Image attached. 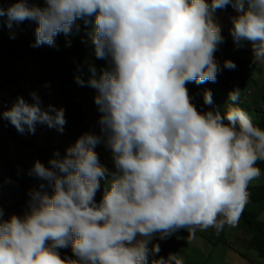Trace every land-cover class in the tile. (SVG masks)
<instances>
[{
    "label": "clouds",
    "instance_id": "9594fccd",
    "mask_svg": "<svg viewBox=\"0 0 264 264\" xmlns=\"http://www.w3.org/2000/svg\"><path fill=\"white\" fill-rule=\"evenodd\" d=\"M14 0L0 6L9 29L36 24L32 47L56 46V37L82 21L92 55L85 80L99 112V135L85 132L47 165L36 159L27 174L38 181L26 208L4 219L0 208V264H184L176 253L159 257L154 238L183 229L235 227L249 202L248 186L261 176L264 128L239 107L240 89L228 92L223 111L212 92L198 109L188 84L215 83L236 64L215 53L223 43L217 11L231 7L229 33L245 42L253 65H264V0ZM48 87L47 84L44 85ZM6 110L18 133L37 125L63 133L65 109L29 92ZM111 151L115 171L94 150ZM104 182L99 201L96 193ZM5 182L12 183L10 179ZM69 249L71 256L59 250ZM150 257H156L150 259Z\"/></svg>",
    "mask_w": 264,
    "mask_h": 264
},
{
    "label": "rangeland",
    "instance_id": "374dc122",
    "mask_svg": "<svg viewBox=\"0 0 264 264\" xmlns=\"http://www.w3.org/2000/svg\"><path fill=\"white\" fill-rule=\"evenodd\" d=\"M13 2L14 0H0V6L7 8ZM34 2L38 6H44L43 0H34ZM232 14L231 7H228L223 11L218 10L215 17L221 26L222 34L230 43H233V41L229 33L231 23L228 17ZM6 20V17H0V80L4 79L2 69L5 67L3 62L5 61L3 57H6L5 50L10 49L16 53L14 56L6 57L10 59L9 61H13L9 62L11 73L14 71L17 76H21L27 67L31 69V73L24 76L21 81L23 90L14 91V97L23 96L26 101L31 103L28 94L31 91H36L43 101V106L51 103L56 107L65 109L67 123L64 126L63 133L57 132L55 129H49L45 125H37L35 134H29L27 131L20 134L9 121L0 120V208L3 209L4 219H7L10 214L20 215L26 208V203L21 201L20 196L14 189L13 182L10 184L5 182L10 179L5 171V160L19 176H22L25 170H29L34 160L47 162L54 151H59L63 155L65 149L72 146L83 133L94 132L97 135L100 134L99 112L92 99L95 94L94 90L78 85H66L60 89L58 80L55 77H49L50 74L45 73L47 75L45 76L40 73L38 65L33 71L32 64L35 62L33 58L30 56L20 58L18 54L23 55L24 52L33 50H45L49 46L32 47L35 42L34 30L36 24L34 21L25 20L20 24L14 23L12 28L9 29L5 23ZM242 48L243 52L228 49V53L247 62L253 68L248 73L254 84L250 85L249 92L246 94V98L249 100L256 94L264 93V65L252 64L251 51L246 42ZM60 60L68 61V64L73 65L78 59L77 57H62ZM27 62H29V66H27ZM49 64V66L57 67V59L49 62ZM37 72H39V76H42L43 81L41 78H36ZM15 74L11 77L12 79ZM29 75L30 78H28ZM45 84L48 85L47 88L44 87ZM34 85L37 86L36 89H33ZM11 104L9 99L3 100L0 109L6 110ZM94 150L100 162L110 171H115L110 149L101 143ZM260 185H264V171H261L259 178L249 184V186ZM103 187L104 182L101 181V188L95 197L97 201L101 199ZM257 220L264 223V211L260 213ZM240 223L239 220L235 227L225 226L219 233L214 228L197 229L194 237H189L188 232L181 229L165 240L154 238L153 243H158L160 246L159 257L176 253L185 262L193 264H264V257L247 246L250 235ZM152 258L156 257H150V259Z\"/></svg>",
    "mask_w": 264,
    "mask_h": 264
},
{
    "label": "trees",
    "instance_id": "16d2710c",
    "mask_svg": "<svg viewBox=\"0 0 264 264\" xmlns=\"http://www.w3.org/2000/svg\"><path fill=\"white\" fill-rule=\"evenodd\" d=\"M79 30L73 29L72 33L68 36L60 34L56 37V46L49 47L45 50H33L23 54L30 56L37 63L40 73L58 80L59 88L62 89L66 85H77L75 83V76H81L87 79L90 75L89 66H94L97 69V74L100 70L106 67L103 60H97L92 55L91 45L88 42L87 32L90 30L83 24L82 21H77ZM223 43L218 45V50L215 53L217 61L223 68L224 60H231L236 64L234 70L223 69L217 76L215 83L207 82L202 85L188 84L190 94L193 96V103L198 109L207 107L203 105L201 93L203 90L208 89L212 92L214 106L223 111L224 105L227 101L228 92L233 88L240 89V103L239 107L245 109L253 118V122L264 128V93L256 94L253 98L247 100L246 94L249 91L250 85L253 84L251 76L248 74L252 70V66L247 62L237 58L236 56L228 53V49H233L237 52H243V48H237L234 43L226 40L225 35L222 34ZM6 54L10 52L9 49L5 50ZM62 57H77V61L73 65L68 64V61H61ZM57 59V67L49 66V62ZM50 67V68H49ZM46 73V74H45ZM41 80L42 76H40ZM54 85V84H53ZM40 156V155H39ZM47 165V162H44ZM5 171L14 184V189L20 196L23 203L27 200V192L36 188L38 181L34 177H30L24 171L22 176H19L5 160ZM258 167L264 171V162H258ZM249 202L246 205L242 216L240 218L241 225L245 231L250 235V240L247 246L252 248L257 254L264 257V223L257 220L258 216L264 211V185L248 186ZM61 255L71 256L72 253L69 249L59 250ZM184 264H193L185 262Z\"/></svg>",
    "mask_w": 264,
    "mask_h": 264
},
{
    "label": "crops",
    "instance_id": "0c3cea01",
    "mask_svg": "<svg viewBox=\"0 0 264 264\" xmlns=\"http://www.w3.org/2000/svg\"><path fill=\"white\" fill-rule=\"evenodd\" d=\"M10 52H12V54H10V53L6 54L5 53L6 57H10V56L16 55V53H14L12 50H10ZM23 54H25V52ZM18 55L20 56V58L26 57V56H24L22 54H18ZM6 57L5 56L3 57L5 59V61L2 60L4 62V66H5V67H3L2 72L8 71L9 70V64L11 62H13V61H9L10 59H7ZM33 63L34 64H32V70L34 71L36 69V67H37V63L36 62H33ZM26 64H27V66H29V62H27ZM25 70L26 71H23V74L21 76H17V74H15V72H14L15 77H13V79L12 78L4 79V80L1 81V83H0V100L1 101H3V100L6 101L8 99H9L10 103H13L15 101L17 96L14 97L15 96L14 91L17 92V91H22L23 90L21 81L24 79L23 78L24 76H27V74L31 73V71H30L31 69H29V67H27V69H25ZM39 75H40L39 72H37V77H36L37 79L40 78ZM28 78H30V75L28 76ZM34 83H36V81H34ZM36 88H37V86L34 85L33 89H36ZM18 96H20V95H18Z\"/></svg>",
    "mask_w": 264,
    "mask_h": 264
},
{
    "label": "built area",
    "instance_id": "2783aa9c",
    "mask_svg": "<svg viewBox=\"0 0 264 264\" xmlns=\"http://www.w3.org/2000/svg\"><path fill=\"white\" fill-rule=\"evenodd\" d=\"M14 75V71L11 73L9 70L8 71H5L3 72V77L4 79H10L12 76ZM3 79V80H4ZM0 83H1V80H0ZM2 103V101L0 100V104Z\"/></svg>",
    "mask_w": 264,
    "mask_h": 264
},
{
    "label": "bare ground",
    "instance_id": "6f19581e",
    "mask_svg": "<svg viewBox=\"0 0 264 264\" xmlns=\"http://www.w3.org/2000/svg\"><path fill=\"white\" fill-rule=\"evenodd\" d=\"M254 71H255V69H254ZM251 91V90H250ZM249 92V91H248Z\"/></svg>",
    "mask_w": 264,
    "mask_h": 264
}]
</instances>
